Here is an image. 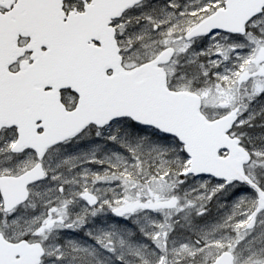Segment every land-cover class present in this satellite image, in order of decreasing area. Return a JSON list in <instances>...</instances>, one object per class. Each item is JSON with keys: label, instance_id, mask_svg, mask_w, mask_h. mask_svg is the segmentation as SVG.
I'll use <instances>...</instances> for the list:
<instances>
[{"label": "snow or ice", "instance_id": "snow-or-ice-1", "mask_svg": "<svg viewBox=\"0 0 264 264\" xmlns=\"http://www.w3.org/2000/svg\"><path fill=\"white\" fill-rule=\"evenodd\" d=\"M0 264H264V0H0Z\"/></svg>", "mask_w": 264, "mask_h": 264}]
</instances>
